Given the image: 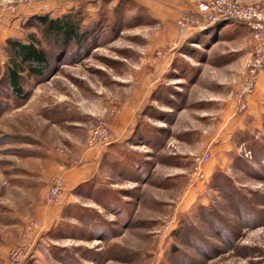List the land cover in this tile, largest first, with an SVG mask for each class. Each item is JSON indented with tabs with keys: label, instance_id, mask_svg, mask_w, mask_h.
I'll return each instance as SVG.
<instances>
[{
	"label": "rangeland",
	"instance_id": "obj_1",
	"mask_svg": "<svg viewBox=\"0 0 264 264\" xmlns=\"http://www.w3.org/2000/svg\"><path fill=\"white\" fill-rule=\"evenodd\" d=\"M57 4L69 6L66 14L80 13L82 27L92 32L78 47L50 50L45 74L24 87L25 102L9 91L8 55L0 45V213L25 219L18 234L0 228L7 237L0 240V264H26L34 252L29 264H264V98L258 105L252 97L256 81L241 110L238 94L251 56L242 73L220 61L242 43L215 44L209 37L204 47L187 42L180 19L196 12L177 20L175 37L136 0H0V12L27 9L48 16ZM25 32L23 24L22 37ZM254 43L250 37L251 55ZM159 44L176 47L177 58L138 112L140 81L150 74L145 56H153ZM259 89L264 91V80ZM125 107L140 118L137 132L112 156L121 160L120 170L101 163L100 178L74 192L43 236L46 225L24 205L28 193L10 179L18 167L38 169L34 152L44 147L73 164L75 144L101 151L114 138L112 122ZM238 122L244 130L233 133ZM205 152L211 157L201 167L204 178L192 183L193 160ZM55 179L62 182L52 201ZM64 185L62 174L52 175L44 202L56 206ZM22 247L29 255L17 261Z\"/></svg>",
	"mask_w": 264,
	"mask_h": 264
},
{
	"label": "crops",
	"instance_id": "obj_2",
	"mask_svg": "<svg viewBox=\"0 0 264 264\" xmlns=\"http://www.w3.org/2000/svg\"><path fill=\"white\" fill-rule=\"evenodd\" d=\"M143 1L136 0L153 22L167 25V29H169L171 34L176 37L177 20H179L183 14H194L201 0ZM245 1L264 6V0ZM96 4L93 5V7H96ZM77 5L78 4L75 3V7L72 5L70 8H77ZM67 7L69 6L66 4L54 5L50 9L51 13H49L48 16L51 19L59 18L69 12L70 9ZM87 7H91V4L87 5ZM4 13H2V11L0 12V45H4L5 41L9 38L20 39L22 37L21 26L25 24L29 18L42 15L38 10L31 11L27 9H20L16 14ZM158 37H160V35ZM207 37L214 41L215 44L225 39L242 43V46L237 50H230L227 54L223 55L224 57L222 59H220V61L227 63V67H231V71L242 73L245 62L251 56V34L249 29L242 24L220 22L209 26L203 32L186 29L184 40H187V42L197 40L199 44L204 47L208 43L206 42ZM158 46L159 47H155L152 50L153 56H145V65L143 68L146 70L145 72L150 74L147 75L146 78L142 77L140 81L139 86L141 91L138 92L139 94L136 105L138 106L139 104L141 108L136 109L138 112L143 110V105L147 103L150 96L162 85L163 77L173 69V62L175 58H177L178 50L176 47L164 50L162 44H159ZM157 53L160 54L157 55ZM154 55L156 58H154ZM232 74L235 73L232 72L231 75ZM263 80L264 72H261L257 79L256 91L257 87L259 88V84H261ZM256 91L252 97L256 96L255 98L259 105L263 103L262 99L264 98V91L262 89H259V91H257L258 93ZM140 92H142L141 97ZM259 100L261 101L259 102ZM251 102V98H248V108ZM135 113L134 110L125 107L121 114L116 115V119L114 121L112 120L114 138H112L111 143L107 147L101 149V151H96L94 148L85 149L84 145L75 144V148L73 147L75 164H73V162L64 154L59 153L52 148L44 147L43 149L34 152L33 157L38 164V169L17 168L18 171L14 173L16 175L13 177L14 179H10V183H13H11L13 187L28 193V195L23 198L25 201L24 205L32 213L31 216L33 218L39 219L46 225L43 236L45 235L47 237V235L52 232L63 209L73 202L72 197L74 192L84 184L96 183L100 178V164L108 165L109 162L113 161V154L123 148V145H126V142H129L134 131L137 132L140 113ZM234 115L235 113H232L231 118ZM240 130H244L242 122H238L235 125L233 133ZM58 173L62 174L64 178V195L56 206H50L44 202V187L47 180L52 175ZM20 175L31 177V181L25 180L23 177H20ZM34 190L39 191V196L31 198L30 193ZM24 224L25 219L20 214L14 212L4 213L3 211L0 213V228L3 230L8 229L9 232L18 234L21 232ZM6 238L5 235L0 234V240ZM10 243L13 242L9 241V244ZM35 253L36 252L33 253L34 255L31 254L30 261L28 260L29 262L26 264L33 263L32 261L35 260L37 254Z\"/></svg>",
	"mask_w": 264,
	"mask_h": 264
},
{
	"label": "trees",
	"instance_id": "obj_3",
	"mask_svg": "<svg viewBox=\"0 0 264 264\" xmlns=\"http://www.w3.org/2000/svg\"><path fill=\"white\" fill-rule=\"evenodd\" d=\"M79 15L69 13L56 19L47 15L33 16L25 22L27 32L21 39L9 38L5 41L8 56L4 77L15 99L20 102L27 100L29 92L24 87L30 80H37L45 74L50 64V50L72 45L78 47L89 39L92 28L82 27ZM121 159L127 157L122 155ZM121 164V160H113L107 166L118 171Z\"/></svg>",
	"mask_w": 264,
	"mask_h": 264
},
{
	"label": "built area",
	"instance_id": "obj_4",
	"mask_svg": "<svg viewBox=\"0 0 264 264\" xmlns=\"http://www.w3.org/2000/svg\"><path fill=\"white\" fill-rule=\"evenodd\" d=\"M20 1L27 2L29 0ZM220 22L245 25L251 33L252 40L255 42L253 54L248 64L245 84L238 94L241 99L240 109L243 110L245 108L243 100L252 94L258 75L264 69V7L249 4L245 0H202L198 5L196 14L182 16L179 28L182 32L188 27L203 32L209 26ZM210 157V153L205 152L193 160L192 183L204 178L201 167L209 162ZM54 181L55 186L53 191H51L52 201L56 199L54 196L57 193V189L60 188L62 180L59 179L57 181L55 179ZM19 251H21L20 254L22 256L17 261L25 260L29 253L23 247Z\"/></svg>",
	"mask_w": 264,
	"mask_h": 264
}]
</instances>
